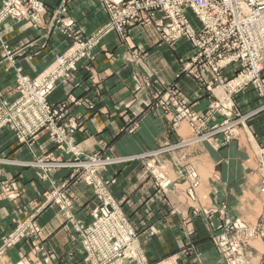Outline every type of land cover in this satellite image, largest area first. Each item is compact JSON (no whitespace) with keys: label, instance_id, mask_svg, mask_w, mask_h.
Returning a JSON list of instances; mask_svg holds the SVG:
<instances>
[{"label":"crops","instance_id":"0c3cea01","mask_svg":"<svg viewBox=\"0 0 264 264\" xmlns=\"http://www.w3.org/2000/svg\"><path fill=\"white\" fill-rule=\"evenodd\" d=\"M39 1L53 12L64 0ZM67 4V16L84 37L93 35L110 20L100 0H67ZM188 17L195 27L199 26L193 13L188 12ZM41 23L38 27L24 22L5 23L0 39V101L13 102L18 96L16 73L7 68L4 57L6 47L12 51L16 66L31 79L50 71L61 55L71 54V42L52 27V15ZM192 55L193 45L187 40L164 42L155 19L133 24L126 37L116 32L102 35L90 52H83L75 61L78 71L74 79H60L50 97L53 105L71 96L79 102L68 106L78 124L74 148L79 154L101 153L112 159L101 175L111 182L113 198L142 234V248L150 264H230L213 239L223 235L237 219L256 224L263 210L255 151L264 146V100L253 87L233 98L235 108L247 119L234 130L235 136L227 145L216 146L224 138L221 134L172 150L161 159L152 158V166L158 169L160 163L163 171V188L157 186L146 161L125 160L194 137L189 121L174 126L173 114L159 105L163 95L169 96L167 88L171 85L187 98L197 115L212 104L194 78L179 74ZM237 68L228 67L225 74L231 76ZM224 120L214 117L209 127ZM35 142L31 147L20 144L14 132L1 131L0 157L21 163L44 156L68 160L46 132ZM190 165L197 168L201 180L194 200L187 193L189 183L182 177ZM70 170L55 169L49 178L41 179L38 168L0 164V186L5 183L12 188L10 193L0 194V238L15 227L17 214L28 216L43 205L50 188L69 182ZM69 191L74 216L90 223L95 207L93 191L77 179L70 183ZM13 193L19 196L7 199ZM36 219L39 241L25 243L12 252V261L25 259L20 254L27 256L28 264H50L49 257L54 262L65 261L74 247L69 241L75 232L73 224L66 221L57 205L44 207ZM151 227L155 228L152 235ZM256 252H246V264H264V252ZM75 264L85 263L76 260Z\"/></svg>","mask_w":264,"mask_h":264},{"label":"rangeland","instance_id":"374dc122","mask_svg":"<svg viewBox=\"0 0 264 264\" xmlns=\"http://www.w3.org/2000/svg\"><path fill=\"white\" fill-rule=\"evenodd\" d=\"M34 1L43 5V8L45 9V14H38L36 12H33L29 8L30 0H0V39H1V33L5 26V23H7L8 21H13L15 23H23V22L30 23L34 27H38L39 25L42 24L41 21H44L45 17H47L48 15H52V19H53L52 27L56 31H59V33L65 35L67 39H69V41L71 42V48L69 49L71 54L70 55L63 54L60 57H58L57 63L54 67L56 68L58 66L59 59L62 56H65L68 59V63L71 64V66L73 67L71 68V73L73 75L75 71H78V68L75 66V61L79 60L80 56L83 55V52H88V51L90 52L93 49V47L99 42V40L97 41V34L100 33L102 29L107 28L112 23V18L110 14L108 13V10H106L105 8L106 12L108 13L110 17L109 22L104 27H102V29H99L97 32H95L93 35L89 37H84L83 32L78 28L77 24H75V22L73 20H70L69 17L67 16L68 15L67 0H64L62 4L60 5V7L53 12L49 11L42 1H39V0H34ZM100 1L104 4V7H105L106 6L105 0H100ZM19 3H23V5L26 8L19 6L20 5ZM153 19H155L157 31L162 39L161 33L159 31V26L157 23L158 18L154 16H152L148 22L138 21L135 23H131L125 29V32L123 35L119 34L116 30H110V32H116L120 37H126L131 25L139 24V23L141 24L150 23L151 21H153ZM66 25H70V26L67 27ZM177 42L167 43V44H176ZM5 50L6 51H5L4 57L8 61L7 68L13 69L16 73L15 80H16V87H17L16 89H17V94H18L17 99L19 98V91H18L19 83L18 82L20 81V77H26L27 79L31 81H35V80H38L50 74V71L54 68L53 67L50 71H48L47 73H44L43 75L39 76L36 79H31L25 74H23L22 69L20 67L16 66V61L12 58V55H13L12 51L8 49L7 47L5 48ZM193 51H194V48H193ZM194 57L195 56L193 53L192 57L183 64V67L179 74L187 75L189 77L194 78L199 84V87L209 95V97L212 100V104L209 106L206 112L201 115L195 114L191 110L189 101L186 100L187 98L182 96V94L178 91V89L175 88V85L174 86L171 85L167 88L168 89L167 94H169V96L165 97L166 95H163L159 103V105L162 108L167 109V111L170 114L171 113L173 114L172 121H173L174 126H176L181 121H189L194 131L193 132L194 137L188 141L181 142L177 145L165 146L163 148L158 149L157 151L153 153L142 154V155L133 156V157H129L128 159H125L126 161H136V160L146 161L149 168L151 169V172L155 178V181L159 189L164 187L162 183L160 182L161 180L163 181L164 179L163 176L160 175V173L163 171H161L160 169V163H159L158 169L152 166L153 165L151 163L152 158L156 159L160 157L161 159L163 155L169 153L172 150L183 148L187 145H190L191 143L196 144L202 141H208V140L214 139L216 136L221 135V134L224 135V138L216 146L221 147V146L227 145L229 141L233 139L235 136L233 134L234 130L239 125H241L243 121L247 119V116H242L237 111V109L235 108L233 104V98L237 94H240L243 91H245L246 89L253 87L258 92L259 97L264 100V97L260 95L258 89L253 84H250L249 86L245 87L242 92L234 94V92L230 88L226 87V85H221L220 82H216L213 79L212 75H208V74L205 75L207 78V82L205 83L199 82L194 76L197 74L196 72L194 73V75L187 72L191 70L192 68L194 70V64H193ZM231 66H236L238 68L231 76H227L225 74V70ZM228 67L223 68L221 70V74H222L221 78L224 81V84H227L231 81H235L244 75L240 64H232ZM19 70H20V73H19ZM197 70H199V68ZM263 76H264V72H263ZM60 79H63V78H60ZM137 80H139V78H137ZM68 81H72V80H68ZM146 84L149 85V83H146ZM230 91L233 94H230ZM50 97H49V102H50ZM3 101H8V100L0 101V106L2 105ZM50 104L52 103L50 102ZM261 110H264V106L262 107ZM217 116L224 117L225 120L220 125L210 128L209 127L210 122L212 121L214 117H217ZM133 130L134 129H132V131ZM43 132L45 133L46 131L45 130L41 131L40 135ZM51 142L53 145H56L57 147L63 146L62 144H58L56 142L54 143L52 139H51ZM35 143L36 142L34 143L28 142L25 144L30 145L31 147ZM63 148L64 149L62 150L59 148L58 149L62 151L68 159V160H63V161H68L67 164L70 165L65 168L55 167V165H57L55 163V160L50 159L48 156H44L32 162L24 161L23 164L25 165H17L19 161L16 159L0 157V164L38 168L41 171V179L49 178L50 172L55 169H71L70 171H72L69 182H65L57 187L53 186L52 188L48 190L47 193H45V197H44L45 200L43 201V205H41L40 208L33 211L28 216L17 214V218L14 220V222L16 223L15 227L11 229L9 232L2 235V237L0 238V252L3 250L4 245L6 243L9 242L8 244H10L12 241H14L18 237L19 239L14 241L13 245H11L9 248L3 251L4 253L0 257V264H28L29 263V260L25 262V259H27V256L24 254L23 255L20 254V256L24 257L25 259L22 258L19 262H13L11 259L12 258L11 254L12 252L14 253L18 248H20L25 243H33V241L35 242L39 241V239L37 240L39 236L38 235L39 227L36 221L37 220L36 217H37V214L40 212V210L43 209L44 207L48 205H57L60 208L61 203L59 202L58 199L61 200L63 197L69 198L71 201V205H72L70 213L74 216L73 197H72L71 192L69 191L70 183L74 179L84 182L89 188H91V190L94 193L95 207L91 211L92 221L86 224L85 222L76 219L75 216L74 218H71L68 216V214L64 210L60 208L61 214L65 217L66 221L73 224L75 232L70 234L69 241L74 245V247H72V250L66 256L65 261H63L62 259L60 261L54 262L53 258L49 257L50 260L48 262L50 264L53 262H54L53 264H75V261L79 260L80 262H84L85 264H150L142 248V242H141L142 234L132 224L130 219L127 217V215L123 211L121 205L117 201H115L116 208L121 213L120 217L128 224V226L122 225V221H120L119 219V222L121 225H111L110 224V226L113 229H107V230L98 229V234H95L91 232L90 229H88L95 222V213H96L95 210L97 209V206H98V189L96 187H99L100 189L108 193L111 197H113L111 193V189H110L111 182L105 179L104 177H102L103 175H101L102 172L107 168V165L105 163H108V162L109 164L112 163V159L104 156L101 153L86 154L83 152V154H79L78 151L76 150H73L72 152H68L67 146ZM259 148L264 149V146H259L257 150L255 151V155L257 156V161H256L257 173L259 175V194L261 197H264V169H262L260 165ZM69 155L71 157H69ZM96 162L106 165L104 169L101 168L98 171V173H96V176L102 180L101 181L102 184H100V186H94L93 184L89 185L87 183V181H89L88 177H90L91 175L90 166H93L92 163H96ZM39 163H50L52 170L51 171L47 170L45 172V170L41 168ZM85 163L87 164L85 170L83 169V167L77 168L78 166L77 167L74 166L76 164L83 165ZM84 175L87 177V180H85ZM182 177L184 178V181L186 183H189L190 187L187 193L190 199L194 200L197 197V189L199 188L201 184V180H200V176L197 171V168L194 165H190L189 167L186 168ZM11 191H12V188L10 185H7L5 183L1 184L0 194L10 193ZM18 196H19L18 194L13 193V194H9L6 197L7 199H12ZM80 226H82L83 229H79ZM31 229H35L36 233L35 234L28 233V231L29 230L31 231ZM112 231L114 232L112 233ZM129 231L133 232L135 235L137 244H135L134 246H127L124 244V246H122V249L119 251L118 248L115 249L114 247L108 245V242L112 241L114 238H119L121 236L123 237L125 234L129 233ZM149 231H150V235H152L155 233V228L151 227ZM82 233H83V237H82ZM92 238L98 239L99 248L89 247L93 255H90V252H89V255H87L86 253H84V251H82V246L84 243L90 244L92 242ZM119 240L122 241L123 239L120 238ZM115 242L116 241L113 240V243ZM213 243H215V245L225 255V257L228 259L230 264H246V262L243 260V257H246V252L250 253L253 251L256 252L258 250L263 253L264 252V201H263L262 213L256 224L248 225L242 218L237 219L234 222H231L229 229H227V231H225L223 235L216 236L213 239ZM249 248H252L253 251H249L250 250ZM116 257L117 259H115Z\"/></svg>","mask_w":264,"mask_h":264},{"label":"built area","instance_id":"2783aa9c","mask_svg":"<svg viewBox=\"0 0 264 264\" xmlns=\"http://www.w3.org/2000/svg\"><path fill=\"white\" fill-rule=\"evenodd\" d=\"M19 4L25 7L23 3ZM105 5L112 23L97 34V41L110 30H116L123 35L131 23L148 22L152 16L157 17L159 31L166 43H175L181 39L192 43L195 56L194 70L192 68L187 72L192 75L196 72L194 76L199 82H207L205 75H212L216 82L226 85L234 94L242 92L245 87L253 84L264 97V0H107V2L105 0ZM29 8L38 14H45L43 5L34 0H30ZM188 12L193 13L198 21V27L193 25ZM232 64H240L244 75L224 84L221 70ZM54 68L50 74L35 81L20 77L19 98L14 102L3 101L0 106V132L8 129L14 132L20 144H25L34 143L40 132L45 130L54 143L63 145L59 146V149L62 150L67 146L68 152H72L75 150L73 136L78 130V124L71 117L68 106L79 102L71 96L60 105H53L50 104L49 97L56 90L60 78L74 79L71 73L73 67L68 63L67 57L62 56L58 66ZM230 94L233 93L230 91ZM259 155L261 168L264 169L263 148H259ZM67 162L55 161L57 164L55 167L70 166ZM39 164L45 172L52 170L50 163ZM92 164L87 183L100 186L102 180L96 176V173L108 166L109 162L105 163L106 165L97 162ZM17 165L25 164L18 162ZM74 166L83 167L85 170L87 164ZM84 178L87 180L85 175ZM96 188L98 206L95 210V222L88 229L98 234V229H113L110 224L121 225L119 219L122 225L128 226L120 217L121 213L116 208L114 198L99 187ZM58 200L61 203L60 208L69 217L74 218L70 213L72 206L70 199L63 197ZM79 229H83L82 226ZM28 233L35 234L36 230L31 229ZM120 238L123 240L120 241ZM18 239L19 237L14 241ZM113 240L116 242L113 243ZM113 240L108 242V245L118 248L119 251L124 244L127 246L137 244L135 235L131 231ZM14 241L4 245L0 257L4 250L14 244ZM89 247L99 248L98 239L92 238L90 244L84 243L82 246L84 253L89 255L90 252V255H93Z\"/></svg>","mask_w":264,"mask_h":264}]
</instances>
